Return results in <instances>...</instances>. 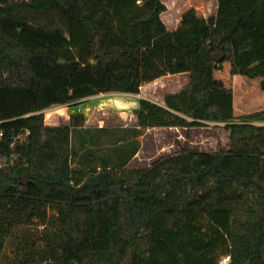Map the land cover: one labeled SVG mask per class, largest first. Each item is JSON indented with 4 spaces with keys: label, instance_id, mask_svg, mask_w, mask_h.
Wrapping results in <instances>:
<instances>
[{
    "label": "trees",
    "instance_id": "trees-1",
    "mask_svg": "<svg viewBox=\"0 0 264 264\" xmlns=\"http://www.w3.org/2000/svg\"><path fill=\"white\" fill-rule=\"evenodd\" d=\"M163 0H0V264H264V109L235 118L215 62L261 78L264 0H218L177 29ZM188 74L127 126L45 111ZM77 120L83 122V116ZM222 123L230 145L130 168L150 128ZM21 136V138H18Z\"/></svg>",
    "mask_w": 264,
    "mask_h": 264
},
{
    "label": "rangeland",
    "instance_id": "rangeland-1",
    "mask_svg": "<svg viewBox=\"0 0 264 264\" xmlns=\"http://www.w3.org/2000/svg\"><path fill=\"white\" fill-rule=\"evenodd\" d=\"M167 11L162 15L170 30L177 29L182 15L195 8L201 17L209 18L217 14L218 0H163ZM231 65L226 59L215 62L214 91H231L234 94L235 118L264 109V90L261 78H248L233 75ZM188 82V74H174L161 77L143 85L140 94H99L87 98L75 105L55 106L45 111L46 123L56 126L72 125L76 127H93L95 125H129L134 119L133 110L142 98L164 103L167 93L178 92ZM139 106V103H138ZM137 106V107H138ZM82 115L84 121L76 119ZM144 149L134 161L137 169H147L161 157L176 154L188 139L196 151L211 152L218 142L229 148V130L222 123H210L209 126L191 130H156L146 131ZM152 136L158 137L152 139ZM174 137L181 142L171 141Z\"/></svg>",
    "mask_w": 264,
    "mask_h": 264
},
{
    "label": "crops",
    "instance_id": "crops-1",
    "mask_svg": "<svg viewBox=\"0 0 264 264\" xmlns=\"http://www.w3.org/2000/svg\"><path fill=\"white\" fill-rule=\"evenodd\" d=\"M218 8V7H217ZM218 12V11H217ZM164 77V76H163ZM159 79V78H158ZM157 80V79H156ZM102 94H104V93H102ZM116 95H122L121 93H118V94H116ZM138 103L139 102H137V105H136V107L138 106ZM135 107V108H136ZM53 126H55V125H53ZM95 126H108V125H95ZM110 126H127V125H110ZM162 129H168L169 131L170 130H182V129H185V128H175V127H171V128H156V130H162ZM193 129V128H192ZM149 130V129H148ZM147 130V131H148ZM146 135V132H145V134L143 135V136H141V141H142V148H141V150L138 152V154L131 160V162L129 163V167L130 168H137L136 166H134V161H136L137 160V158L140 156V153L142 152V150L144 149V144H145V140H144V138L146 137L145 136ZM155 136H152V138H151V140L152 139H157L158 137H155ZM159 139V138H158ZM157 139V140H158ZM171 141H177V142H181V138H179V137H174V139L172 138L171 139Z\"/></svg>",
    "mask_w": 264,
    "mask_h": 264
},
{
    "label": "built area",
    "instance_id": "built-area-1",
    "mask_svg": "<svg viewBox=\"0 0 264 264\" xmlns=\"http://www.w3.org/2000/svg\"><path fill=\"white\" fill-rule=\"evenodd\" d=\"M4 136V133L3 132H0V141H1V139H2V137ZM18 138H21V136H19ZM0 167H1V165H0ZM228 261H229V258L227 257V258H225L224 259V261H223V263H228Z\"/></svg>",
    "mask_w": 264,
    "mask_h": 264
}]
</instances>
